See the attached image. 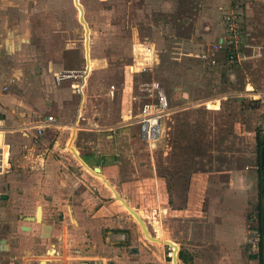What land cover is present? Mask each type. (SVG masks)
Returning <instances> with one entry per match:
<instances>
[{
	"label": "rangeland",
	"instance_id": "374dc122",
	"mask_svg": "<svg viewBox=\"0 0 264 264\" xmlns=\"http://www.w3.org/2000/svg\"><path fill=\"white\" fill-rule=\"evenodd\" d=\"M79 3L90 32L88 63L84 29L78 22L73 0H28L31 42L27 56L15 58L20 63L14 62L13 66L27 65L25 75L33 77L45 71L51 79L69 71L87 76L84 116L93 123L113 127L120 121L122 101L127 105L132 93L140 95L141 103L146 95L139 92L141 85L159 83L169 105L182 111L165 118L162 138L152 145L144 142L139 132L125 135L122 144L128 148L122 150V165L111 177L117 186L114 189L139 214L151 236L175 242L182 252L195 259L188 264H200L203 258L209 264H219L221 260L222 264H235L233 250L220 248L219 234L242 221L247 231L244 251L249 260L264 238L259 230L264 182L258 179L259 151L255 141L258 132L264 136V0H228L225 8L214 14L205 13L209 5L201 10L204 0ZM154 3L172 4L173 10L169 14L162 12ZM235 6L242 12V39L234 51L236 57L230 58L222 50L216 64L207 66L197 55L225 36L222 14ZM210 27H214L212 39V32L206 37L209 32L203 31ZM150 43L155 48L147 47ZM147 48L153 50L149 55ZM154 51L159 62L151 70H143L155 63ZM136 56H140V74L131 83L129 79L124 88L125 69ZM90 59L95 61L94 65ZM176 85L184 90L172 92ZM109 90L113 93L108 97ZM183 92L189 93H185L184 99ZM189 104L194 106L186 109ZM47 135L28 142L16 137L17 150L12 151L10 166L0 169V193L19 200L17 204L11 203L13 209L17 205L15 213L33 210L35 205L44 203L46 196L50 202H57L53 187L63 181V188L57 189L59 195L66 200L75 197L81 225H86L84 220L88 217H95L90 225L96 228L97 236L102 235L99 231H107L100 228L104 224L133 226L126 208L114 200L102 179L94 178L73 158L71 141L67 142L66 152L52 153L53 133ZM101 135L102 140L105 134ZM32 145L36 147L33 151ZM62 146L63 142L59 143L58 149ZM196 174L209 176L210 185L205 190L193 188L190 197L186 188L189 182L197 181ZM236 176L247 177L245 189L232 190ZM230 180L231 189L227 185ZM226 224L229 227L224 228ZM152 244L140 235V250L150 255H143L141 260L149 258L150 262L145 264H171L168 247Z\"/></svg>",
	"mask_w": 264,
	"mask_h": 264
},
{
	"label": "crops",
	"instance_id": "0c3cea01",
	"mask_svg": "<svg viewBox=\"0 0 264 264\" xmlns=\"http://www.w3.org/2000/svg\"><path fill=\"white\" fill-rule=\"evenodd\" d=\"M204 2L205 3L202 5L201 10L204 9L206 5H209L206 8L209 9V11H206L205 13L214 14L215 11L225 8L228 0H204ZM27 3L28 0H0L1 169L10 166V161L12 160L11 159L12 151L17 150V147L14 145L15 139L19 138L23 141L28 142L31 138H37L38 136L48 137L47 134L53 133V139H52L53 145L51 147L52 153L55 152L56 150L60 151L59 153L61 154L63 152H66V147L68 146L67 142H69L70 140L71 146H73L70 147V149L74 150L78 156V158L74 156V153L72 151V154L74 156L73 158L77 160V162L81 165L82 169H84L86 172L89 171L90 173H92L93 174L92 176L94 178H99L98 176L96 177V175L92 171L88 170L85 166H87L89 169H93L96 167L99 168L101 176L110 184V186L113 189L114 188L117 189V186L115 185L114 180L112 178H114L113 176L114 174L118 173L119 171L118 166L122 165L121 163H119L120 162L119 160L121 158L120 154L122 153V150L128 148L122 144L126 140L125 135H128L129 132H134V133L139 132V126L135 121L136 119L133 117L130 119L127 111L133 109V115L137 113V106L140 103V95L135 96L134 94L131 93L127 105H124L123 101L121 102V106H119L120 121L117 123V126L115 127L105 126L98 123L97 121L96 123H93V121H91L86 116H84V113L86 112L85 107L88 99L86 95L87 76L71 77L66 79H57V77L59 76L56 77L52 76L51 79V77L47 75L48 73L45 71L42 72L39 77L38 76L33 77L30 74L25 75L28 69L27 65L20 64L18 66H13L14 62L20 63V61H15L14 60L15 58L27 56V51H28L27 48L30 44L29 42H31V40H29L31 37L30 24L29 21H27L28 20ZM160 3L159 4L154 3V5H156L157 7L159 6V8L162 9V12L168 14L172 12L173 10L172 4L169 5L168 3H164V4H160ZM204 28L203 31L207 33L209 32L208 34H206V37L211 36L210 32L214 30V27H210V29L206 28L205 30ZM213 34L214 33L212 32L211 39L214 38ZM221 37L222 36H220L218 39L220 40ZM147 47H150L152 49L154 47V43L147 44ZM208 47L209 45L206 47V49L205 48L204 49L207 50ZM157 54H158L157 51L153 52L152 59L153 60L155 59V61H153L155 63H152V66L148 65L147 67H145V69L151 70L153 66L157 65V63L159 62V61L157 62ZM201 54L197 55L198 58ZM145 55L146 54H144V58ZM189 55L190 53H188V56ZM90 62L92 63V65H94L95 61L90 59ZM86 63L88 62L86 61ZM143 63L145 64V60H143ZM132 68H133V72L131 71ZM87 70H89L88 64H87ZM125 72H126V76L124 77L125 78L124 88L127 85V82H129L128 81L129 79L131 83V79L134 78L137 74H140V56H136L135 59L133 58L131 63L127 65ZM38 78H40V81H37ZM38 85L40 86L38 87ZM76 85L82 86L81 92L75 93V91L73 90L74 88L73 86ZM183 90L184 88L181 85H176L172 88V92L175 93H181ZM124 92L125 91L123 90V94ZM139 92H140V88H139ZM112 93L113 91L109 90L107 91L106 95L109 97ZM185 93L187 92L182 93L181 96L182 99L187 97V94H189V93L187 94ZM193 106H194L193 104H189L187 105L186 109ZM179 110L182 111L180 108L170 106V111L167 116H170V114L176 113ZM48 117H52L53 121L46 122ZM165 118L161 122V133L156 142L160 141V139L162 138V131H163ZM101 134H105L104 135L105 137L102 139L104 141L101 140L100 137L102 136ZM136 140L139 141L138 139ZM62 142H63L62 148L63 147L64 148L58 149L59 143ZM117 145H119V147ZM35 149H36L35 146L33 145L30 146L31 151ZM6 154L7 157H5ZM49 157H47V159ZM47 169L48 166L46 168V172H48ZM196 175H197V181L194 184L189 182L186 188V193L190 197L192 195V191L195 190L193 188L199 187L200 190H205V188L209 187L210 185V183H208L210 179L209 176L205 174H196ZM194 176L195 174L193 175V177ZM193 177H192V181H193ZM242 177L244 179H242ZM234 179L235 181H237V183L236 182L234 183L232 190L239 191L240 189H245L247 183L245 181L247 179L246 176H236V178ZM59 182L60 183H55V187H53L55 188V190H53L54 191L53 194H55V192L57 193L56 199L54 200L57 202H53V201L50 202L47 199L48 196H46L44 203L42 205L40 206L35 205L33 210L20 212L18 214H32V212L35 210L36 207L38 208L42 207L43 215L56 213L62 215H72V216L74 215V217L79 219L80 216L76 214V211L78 210L77 209L78 206L74 204L75 197L72 196V198H69L67 200L65 198L63 199L59 195V191L57 190L59 188L60 189L63 188L62 186L63 181H59ZM227 185L229 189H231V180L228 181ZM208 189L210 188H207L206 190ZM18 191L21 192L22 189L18 188ZM0 195H5L6 197H8L9 199L8 204L10 203L17 204V202H19L18 199L13 200L8 194L0 193ZM4 199H0V201H3ZM114 200L117 201L116 199ZM242 201L244 206H246V199L243 198ZM67 202H69L68 206H67L68 204ZM57 206L62 207V209L56 210L51 208V207L57 208ZM16 208L17 205H14V209L11 212L14 215H17V213H15ZM260 210H261V206H260ZM69 212H72V214H69ZM118 212L120 213L122 211L119 210ZM226 225L228 226L224 228L229 227V224ZM246 234L247 231H245V223L242 221L241 225H239L237 222V224H235L234 229L228 228L226 231L219 234V237H222L220 248L233 250V253L235 254L233 256V259L235 258V264H264V255L260 257V255L258 254L259 244H258L257 252L256 253L253 252L252 255L249 256V260L246 259L245 251H244L245 240L247 237ZM83 240L84 238L82 236L80 237L77 236V241L82 242ZM162 240L167 241L164 239ZM171 242L178 247V253H177L178 262H181L182 264H188L192 261H195V259L192 258L190 255L182 252L179 246L175 242L173 241ZM212 243L213 245L215 244V242ZM155 244L157 243H153L152 245ZM159 247H162L164 249L163 246H159ZM214 247H216V245ZM221 252H225V250H222ZM13 253L15 255H18L21 253V250H19L18 247H16V250H13ZM142 255L150 256L149 254H144L143 252H141V256ZM134 261L136 260L134 259ZM147 262H150L149 258L143 261L140 259V264H145ZM135 263L136 262H134V264ZM222 263L223 260L219 262V264ZM200 264H209V262L205 258H203Z\"/></svg>",
	"mask_w": 264,
	"mask_h": 264
},
{
	"label": "flooded vegetation",
	"instance_id": "af4514ba",
	"mask_svg": "<svg viewBox=\"0 0 264 264\" xmlns=\"http://www.w3.org/2000/svg\"><path fill=\"white\" fill-rule=\"evenodd\" d=\"M259 169L264 170L261 166ZM8 201V197L0 201V264H140L144 257L140 251V235L143 240L148 239L127 209L133 226L104 224L100 228L107 231H99L102 235L97 236L96 228L90 225L94 216L87 221L83 219L84 226L74 215H43L42 207L39 210L36 207L32 214L14 215ZM146 229L150 237L157 238ZM77 236L84 240L77 241ZM148 243L156 242L148 240ZM16 247L21 250L18 255L13 253ZM163 247H168L167 257L171 260L172 249Z\"/></svg>",
	"mask_w": 264,
	"mask_h": 264
},
{
	"label": "built area",
	"instance_id": "2783aa9c",
	"mask_svg": "<svg viewBox=\"0 0 264 264\" xmlns=\"http://www.w3.org/2000/svg\"><path fill=\"white\" fill-rule=\"evenodd\" d=\"M222 23L224 25L225 36L219 42L211 44L199 58L203 60L207 66H213L218 61V54L225 50L229 52L230 58H235V50L241 44V15L242 12L235 6L228 8L222 14ZM147 55L151 54L153 50L146 49ZM145 70V68L143 69ZM71 77H80L76 72H67L57 79H66ZM75 93L81 92L82 86H73ZM141 92L146 95L143 96L142 102L139 103L137 113L133 115V109L128 110L130 119L133 117L139 126V136L149 145L156 142L161 133V122L169 114L170 105L166 93L160 87L159 83L152 82L141 85ZM264 108V107H263ZM53 118L48 117L46 122H52ZM1 169V165H0Z\"/></svg>",
	"mask_w": 264,
	"mask_h": 264
},
{
	"label": "water",
	"instance_id": "95a60500",
	"mask_svg": "<svg viewBox=\"0 0 264 264\" xmlns=\"http://www.w3.org/2000/svg\"><path fill=\"white\" fill-rule=\"evenodd\" d=\"M73 5L77 10L78 13V22L82 25L83 29H84V48H85V58L86 61L88 62L89 59V28L88 25L84 19V10L82 5H80L79 0H73ZM74 153V156H77L76 152L74 150H72ZM260 166L263 169L264 168V145L262 146V148L260 149ZM84 165V164H83ZM85 166V165H84ZM88 170L92 171L96 176L101 177L102 181L106 184L107 187L110 188V190L112 191L114 198L116 200H119L121 202V204L128 210V212H130V214H132L134 216V218L137 220V222L140 224V227L144 233V236L153 242H162L163 245H167L172 249V253H171V263L172 264H178V259H177V253H178V247L172 243L171 241H161L158 238H152L148 235V231L146 229V226L144 224V222L140 219V217L138 216V214L132 210L127 203L119 196V194L110 186V184L101 176L100 174V169L99 168H93L92 170L89 169L87 166H85ZM263 185V184H262ZM264 186V185H263ZM6 196L5 195H0V199H4ZM39 210V208H38ZM261 225H262V229L264 231V199L261 200ZM24 229V228H23Z\"/></svg>",
	"mask_w": 264,
	"mask_h": 264
},
{
	"label": "trees",
	"instance_id": "16d2710c",
	"mask_svg": "<svg viewBox=\"0 0 264 264\" xmlns=\"http://www.w3.org/2000/svg\"><path fill=\"white\" fill-rule=\"evenodd\" d=\"M229 52H227L228 54ZM229 56V54H228ZM255 141H256V147H257V151H259L260 153V149L262 148V146L264 145V136H260V133L258 132L255 136ZM257 166L258 169L260 167V155L258 154L257 157ZM258 174H259V181L260 182H264V170L261 171L260 169L258 170ZM262 184V183H261ZM261 191L260 190V195H261ZM260 205V204H259ZM260 211V210H259ZM259 217H260V221H259V230L261 232V236H264V232L263 230H261V212L259 213ZM258 254L260 255V257H262L264 255V238L260 239V243H259V250H258Z\"/></svg>",
	"mask_w": 264,
	"mask_h": 264
},
{
	"label": "bare ground",
	"instance_id": "6f19581e",
	"mask_svg": "<svg viewBox=\"0 0 264 264\" xmlns=\"http://www.w3.org/2000/svg\"><path fill=\"white\" fill-rule=\"evenodd\" d=\"M131 71H132V69H131ZM133 72V71H132ZM99 177V176H98ZM117 201H119V200H117ZM160 240V239H159ZM161 241H163V240H161ZM158 243V242H157ZM159 244H162V242H159Z\"/></svg>",
	"mask_w": 264,
	"mask_h": 264
}]
</instances>
